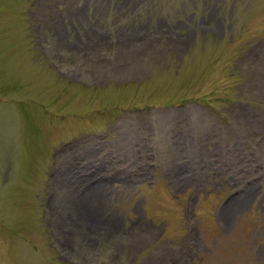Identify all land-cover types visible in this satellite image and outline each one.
<instances>
[{
    "label": "rangeland",
    "instance_id": "1",
    "mask_svg": "<svg viewBox=\"0 0 264 264\" xmlns=\"http://www.w3.org/2000/svg\"><path fill=\"white\" fill-rule=\"evenodd\" d=\"M0 264H264V0H0Z\"/></svg>",
    "mask_w": 264,
    "mask_h": 264
},
{
    "label": "bare ground",
    "instance_id": "2",
    "mask_svg": "<svg viewBox=\"0 0 264 264\" xmlns=\"http://www.w3.org/2000/svg\"><path fill=\"white\" fill-rule=\"evenodd\" d=\"M247 191V190H246ZM244 195V194H243ZM241 197V196H240ZM242 198V197H241ZM239 202V201H238ZM240 205V204H239ZM237 207V206H236ZM240 209V208H239ZM95 227H96V225H95ZM93 229V228H92ZM96 229H100V228H97L96 227ZM70 232H74V234L76 235V237H81V236H83L84 235V233H87V232H89L88 231V229H87V225H85V223H77V227L76 226H72L71 228H70ZM97 230V231H98ZM71 237V236H70Z\"/></svg>",
    "mask_w": 264,
    "mask_h": 264
}]
</instances>
